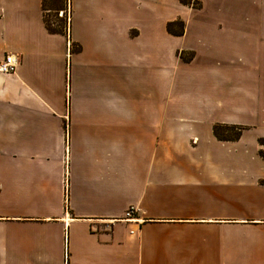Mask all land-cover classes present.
<instances>
[{"label": "crops", "instance_id": "crops-1", "mask_svg": "<svg viewBox=\"0 0 264 264\" xmlns=\"http://www.w3.org/2000/svg\"><path fill=\"white\" fill-rule=\"evenodd\" d=\"M195 1L0 0V264H264V0Z\"/></svg>", "mask_w": 264, "mask_h": 264}, {"label": "rangeland", "instance_id": "rangeland-1", "mask_svg": "<svg viewBox=\"0 0 264 264\" xmlns=\"http://www.w3.org/2000/svg\"><path fill=\"white\" fill-rule=\"evenodd\" d=\"M209 3H211L208 8L206 13H208L212 18V15L216 20H214V25L212 27L214 28L216 36H231L229 35V31L231 27L235 28V25L231 26L230 22H232L234 17L241 16L242 15V9L245 8L243 7V3L247 2L248 0H206ZM252 3V10L250 11L251 16H252V24H251V32L249 36H256L255 34V22L258 21V17L260 16V11L259 9L255 6L259 0H249ZM190 5L193 7H198V2L195 0H191ZM217 6H220L221 9H216ZM234 8V9H233ZM66 9V7H65ZM45 18L53 23V26H64V21H60L61 17L60 14L56 15L55 12H45ZM243 16V15H242ZM63 20V19H62ZM195 26L192 25L191 29L194 28ZM257 43L255 40H253V43ZM264 45V41H262ZM254 45V44H253ZM260 66H262V72L263 76H261V87H262V93L264 94V55L262 62H260ZM251 67L253 70H255V64L254 62L251 63ZM258 75V74H257ZM259 76V75H258ZM253 81H255L254 77V72H253ZM264 97V96H263ZM260 106L261 105V113L258 116L253 115L251 121H249L253 127V133L254 134H262L264 135V99L260 102L259 104H255ZM259 109V108H258ZM254 117V118H253ZM229 135H235V133H238V130H232L230 129L228 131ZM262 139H264V136Z\"/></svg>", "mask_w": 264, "mask_h": 264}, {"label": "trees", "instance_id": "trees-1", "mask_svg": "<svg viewBox=\"0 0 264 264\" xmlns=\"http://www.w3.org/2000/svg\"><path fill=\"white\" fill-rule=\"evenodd\" d=\"M181 3L190 5L191 0H180ZM66 7V0H43V10L44 12H55L56 15L59 14L60 11L65 10ZM63 19V20H62ZM60 21H64V26H53V23L49 22L45 18V25L47 27V30L50 33L53 34H62L66 35L68 32V18L66 15L63 16V18L60 19ZM178 27L179 30L175 31V27ZM167 30L174 34L181 36L184 31V23L183 22H173L169 23L167 25ZM72 50H77L75 46L72 47ZM182 56V55H181ZM184 60H188L182 56ZM232 130H238V133H235V135H229L228 131ZM244 128L241 127H234V126H222V125H216L214 127V134L215 136L221 140V141H237L240 139L242 132L244 131ZM260 144L264 146V139L259 140ZM260 155L262 158H264V152H260Z\"/></svg>", "mask_w": 264, "mask_h": 264}, {"label": "built area", "instance_id": "built-area-1", "mask_svg": "<svg viewBox=\"0 0 264 264\" xmlns=\"http://www.w3.org/2000/svg\"><path fill=\"white\" fill-rule=\"evenodd\" d=\"M60 15H61V17H63V12H61ZM17 65H18V61H17L16 57H14L13 55H8V56H6L4 61H2L0 63V73H2V74H13V73H15ZM136 212H137V209L134 206H131L126 211L125 218L126 219H132Z\"/></svg>", "mask_w": 264, "mask_h": 264}]
</instances>
